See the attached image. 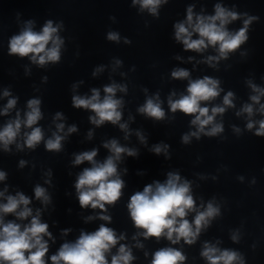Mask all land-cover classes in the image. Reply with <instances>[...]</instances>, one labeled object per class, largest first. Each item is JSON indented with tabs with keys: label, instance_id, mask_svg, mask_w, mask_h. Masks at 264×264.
<instances>
[{
	"label": "clouds",
	"instance_id": "obj_1",
	"mask_svg": "<svg viewBox=\"0 0 264 264\" xmlns=\"http://www.w3.org/2000/svg\"><path fill=\"white\" fill-rule=\"evenodd\" d=\"M132 3L134 6L138 4L141 11L146 9L153 16H157L159 6L162 3H167V0H132ZM240 18L241 14L230 11L220 4L215 5V14L211 16H194L190 6L187 9L186 21L176 23L174 26L175 39L181 42L186 50L202 52L209 46L215 48L218 56H209L206 61L211 65L213 61L227 59L230 52H234L248 40V27L257 17L247 16L243 20L242 28L235 32L229 31L226 26ZM33 23L31 20L26 21L19 34L10 38L9 54L20 57L28 56L33 63L41 67L49 62H58L61 58V47L64 44V40L58 35L62 24L53 26V22L49 20L42 30L37 32L33 30ZM194 33L198 34L197 39L192 38ZM107 39L119 43L120 36L117 32L110 31L107 34ZM125 43H130V41L125 39ZM120 63L121 61H116L117 65ZM101 70V68H97L93 75ZM171 75L174 79H188L190 73L185 69H176L172 71ZM219 83V80L207 76L202 79L189 80L186 95L181 94L175 100L172 99L175 93L169 96L168 106L173 113L180 111L186 115L194 116L191 125L195 126L196 130L183 135V143L188 144L191 137L199 139L201 134L212 137L223 132V124L216 123L215 117L218 114H223L226 107L233 106V93L229 91L224 96L223 105L225 107L213 106L209 109L207 106H201V102L212 101L219 96L222 91ZM249 86L256 93L250 97L253 103L245 104L241 111L237 112V115L246 113L249 117L247 129L251 131L256 128L255 135L264 136V119L259 121L250 119L254 115L253 104H259L260 98L264 96V88L252 84L251 81H249ZM126 90L125 86L113 83L104 87L103 98H101L100 91L94 88L90 97L74 95L72 104L76 108L94 112L95 115L89 117L94 125L100 126L108 121L112 124H119L120 129L127 133V124L120 123L122 116L120 109L123 101L115 98L117 91L126 92ZM3 96L9 97L10 92L5 90ZM16 103L15 98L8 99L6 106L0 111V115H7ZM40 104V99H30L27 102L28 111L25 112L24 118L21 119L20 113L17 112L16 118L7 122L0 129V145L5 151H9V145L16 141L22 126L31 129L30 132L24 133V145L28 148L34 149L44 140L41 127H33L42 118ZM257 111L264 115V104L260 105ZM138 112L156 120L165 117L158 94L155 97L147 98L144 105L138 108ZM55 119H63L62 114L56 113ZM257 124L258 127H256ZM64 127L63 123L56 125L57 132H54L52 137L45 141L47 150L57 152L61 150L62 140L65 136L58 133L63 132ZM76 130L75 126H71L65 135ZM234 131L239 133L240 129L234 128ZM88 135L91 138L92 133L89 132ZM136 135L141 143H145V138L140 132H137ZM17 147L20 148L21 145L17 144ZM104 147L109 150L111 155L103 162L95 160L96 149L77 154L73 161L75 165H80L85 161L92 165L78 175L75 183L79 204L82 208L91 207L106 211V204H114L121 197V190L125 186L118 173L117 162L122 159V154L133 157L138 154L137 150L123 147L115 139L105 143ZM167 150L168 145L166 144H158L151 149L157 155L162 152L167 155ZM24 163V161L20 162L21 167ZM5 178L6 173L0 171V181ZM239 179L243 180V177ZM6 191L7 189H5ZM34 193L35 198L44 205L50 203V196L45 188L37 185ZM4 195V192H0V197H4ZM30 203L31 200L21 192H17L14 196L8 195L6 202L0 203V264H46L45 256L49 245L44 237L51 238V233L48 231V224L41 222L40 210H37L33 215L32 209L28 207ZM127 207L134 226L137 229H143L142 233H138L139 235L157 239L164 236L172 244L178 243L181 239L189 245L193 244L201 230L209 225L211 219L220 214L219 206L214 205L211 201L207 203L203 211L198 210L191 194L190 182L182 181L181 176L174 172L168 173L164 183L156 181L146 185L143 191L133 194ZM190 212H196L191 222L186 218ZM7 214H13L21 221L27 220L29 217L31 220L23 226L15 221L5 222L4 217ZM98 218L109 222L111 220L110 216L103 214ZM87 219L92 220L94 217L89 216ZM67 232L68 230H65L64 234L66 235ZM124 239L123 235L117 236L112 228L101 224L94 232L82 231L75 242L63 243L58 252L50 257V260L52 264H109L107 255L119 241ZM133 239L136 237L134 236ZM231 239L238 242L239 234L233 233ZM136 246L142 247L139 243ZM201 256L208 261V264H244L240 253L228 249L221 250L208 243L204 244ZM134 259L131 249L125 244H120L117 253L111 256L110 264H131ZM185 259V255L180 250L167 247L154 253L151 264H183Z\"/></svg>",
	"mask_w": 264,
	"mask_h": 264
}]
</instances>
